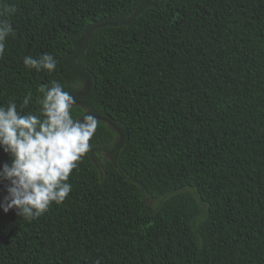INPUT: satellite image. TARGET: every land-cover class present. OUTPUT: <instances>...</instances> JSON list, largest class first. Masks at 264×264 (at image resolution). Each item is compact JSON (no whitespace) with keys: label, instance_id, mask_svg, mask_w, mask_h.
Returning a JSON list of instances; mask_svg holds the SVG:
<instances>
[{"label":"trees","instance_id":"trees-1","mask_svg":"<svg viewBox=\"0 0 264 264\" xmlns=\"http://www.w3.org/2000/svg\"><path fill=\"white\" fill-rule=\"evenodd\" d=\"M140 2L0 0V105L57 81L98 121L61 205L0 208V264H264V0H146L85 38Z\"/></svg>","mask_w":264,"mask_h":264},{"label":"clouds","instance_id":"clouds-1","mask_svg":"<svg viewBox=\"0 0 264 264\" xmlns=\"http://www.w3.org/2000/svg\"><path fill=\"white\" fill-rule=\"evenodd\" d=\"M13 5L0 11V17L15 12ZM8 19H0V57L5 51V40L14 35ZM25 67L52 72L55 58L44 53L39 58L25 56ZM35 112L22 114L14 100L0 105V149L10 157V163L0 166V181H7L6 195L0 201L4 213L15 210L27 221L39 218L54 203L61 205L72 185L68 182L73 169L90 150L98 121L91 114L74 119V97L63 85L52 81L37 90ZM31 95L23 98L20 109L29 106Z\"/></svg>","mask_w":264,"mask_h":264},{"label":"water","instance_id":"water-1","mask_svg":"<svg viewBox=\"0 0 264 264\" xmlns=\"http://www.w3.org/2000/svg\"><path fill=\"white\" fill-rule=\"evenodd\" d=\"M145 1L146 0H141L140 4L136 8V10H135V12H134V14H133L131 19L125 20V19H116V18H106V19H103V20L99 21L98 23H94V24H91V25L87 26V28L85 30V38H87V36H88V31H89L90 27H94V26L99 25L100 23H103L105 21L110 20V21L120 22V23H123V24H129V23L133 22L137 18L138 14L140 12L141 6H142V4Z\"/></svg>","mask_w":264,"mask_h":264},{"label":"bare ground","instance_id":"bare-ground-1","mask_svg":"<svg viewBox=\"0 0 264 264\" xmlns=\"http://www.w3.org/2000/svg\"><path fill=\"white\" fill-rule=\"evenodd\" d=\"M28 31V30H27Z\"/></svg>","mask_w":264,"mask_h":264}]
</instances>
